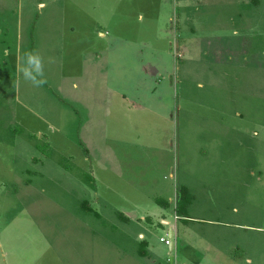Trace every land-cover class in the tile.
Instances as JSON below:
<instances>
[{
  "label": "rangeland",
  "instance_id": "obj_1",
  "mask_svg": "<svg viewBox=\"0 0 264 264\" xmlns=\"http://www.w3.org/2000/svg\"><path fill=\"white\" fill-rule=\"evenodd\" d=\"M159 2L0 0V264H264V0H172L167 28Z\"/></svg>",
  "mask_w": 264,
  "mask_h": 264
},
{
  "label": "crops",
  "instance_id": "obj_2",
  "mask_svg": "<svg viewBox=\"0 0 264 264\" xmlns=\"http://www.w3.org/2000/svg\"><path fill=\"white\" fill-rule=\"evenodd\" d=\"M172 3H173L172 0H170L169 2H166V0H160V2H159V9L158 10L160 11V14L162 12V15H163V18L160 20L162 28L163 27L167 28L168 22H171V20L169 18H170V9L173 6ZM139 15H141V14H139ZM109 90H110L109 94L111 95V100H109V102H108V110H107L109 113H111L112 111H115V109L119 110V111L124 110V109H122L123 108L122 104H127V105L131 104L132 106H135V108H138V109H147L146 111H152V112H153V110L158 111L160 104L164 105L165 101H170V99H171V97H170L171 94H168L167 90H165L161 87L159 90H157V88L155 86L154 87H147L143 90V96H145V100L143 102L142 101L138 102L134 98L138 94V92H139L138 90H133V92H134L133 93V100L128 98V97H130V95H128L127 92L126 93L120 92L119 90H116L115 88H110ZM149 103H154V106L157 104L158 109L150 106ZM112 106L115 109L112 110L111 109ZM96 109H99V108H96ZM84 159L87 160V157L84 156ZM114 160H115L114 157H112V156L109 157L110 162L114 163ZM101 161L102 160L100 158L94 157V162H95L97 168L99 169V171H108L112 176H117V174H116L117 172H115L112 169L111 164L107 167V165H105L104 163H101ZM115 162H116V160H115ZM94 176H95L94 180H96L100 186H102L108 190H114L112 187L113 186L112 181L114 179L104 178L99 173L94 174ZM126 184L131 186L130 182H126ZM133 208H134V206H133ZM122 214L127 219L128 222H131V220H134L136 218L133 210L125 211ZM144 218H146V217H143V215L140 216V220H143ZM137 219H139V218H137ZM147 219H149L148 221L152 222V219L150 216L147 217L145 220L147 221ZM161 223L164 225H167V221L165 219H161ZM170 231H172V238L174 236L176 238L179 237L178 236L179 231L175 230L173 227H170L167 231L168 235H169ZM138 239H139V242H138L139 244L142 243L143 246L146 245V251L148 253V256H146V257H150L151 255H155V254L157 255L158 251L154 248V246L151 245L150 241H148L142 233L138 234ZM138 248L136 249V254H137ZM189 254L190 255L192 254V257L195 258V252L191 251V253L189 252ZM137 256H139V255L137 254ZM146 257H144V258H146ZM174 264H175V261H174ZM183 264H185V263H183Z\"/></svg>",
  "mask_w": 264,
  "mask_h": 264
},
{
  "label": "trees",
  "instance_id": "obj_3",
  "mask_svg": "<svg viewBox=\"0 0 264 264\" xmlns=\"http://www.w3.org/2000/svg\"><path fill=\"white\" fill-rule=\"evenodd\" d=\"M87 151L88 150H85V152H87ZM190 202H191V195L189 194L188 189L183 187V186L179 187L176 190V200H175V206H174V210L176 213L175 217H177V218L178 217H182V218L187 217L186 212H187V207L189 206ZM155 203L163 209H167L170 206L168 201H166L162 198H156ZM83 207L85 210L92 212V209L88 206L86 201L83 203ZM95 215L99 216L97 213H95ZM120 217L124 220H127L121 213H120ZM183 221H186V220H183ZM137 254L140 257L148 256V253L146 251V245L143 246V244L141 243L139 248H138Z\"/></svg>",
  "mask_w": 264,
  "mask_h": 264
},
{
  "label": "clouds",
  "instance_id": "obj_4",
  "mask_svg": "<svg viewBox=\"0 0 264 264\" xmlns=\"http://www.w3.org/2000/svg\"><path fill=\"white\" fill-rule=\"evenodd\" d=\"M25 79L31 81L34 86H42L47 81L43 78L42 61L38 54L26 53V67L23 68Z\"/></svg>",
  "mask_w": 264,
  "mask_h": 264
},
{
  "label": "built area",
  "instance_id": "obj_5",
  "mask_svg": "<svg viewBox=\"0 0 264 264\" xmlns=\"http://www.w3.org/2000/svg\"><path fill=\"white\" fill-rule=\"evenodd\" d=\"M175 219H177V217H175ZM161 241H163L166 245H172L173 243H172V241H170V240H163V239H161Z\"/></svg>",
  "mask_w": 264,
  "mask_h": 264
},
{
  "label": "water",
  "instance_id": "obj_6",
  "mask_svg": "<svg viewBox=\"0 0 264 264\" xmlns=\"http://www.w3.org/2000/svg\"><path fill=\"white\" fill-rule=\"evenodd\" d=\"M169 238H172V231L169 232ZM170 249H172V245H170Z\"/></svg>",
  "mask_w": 264,
  "mask_h": 264
}]
</instances>
